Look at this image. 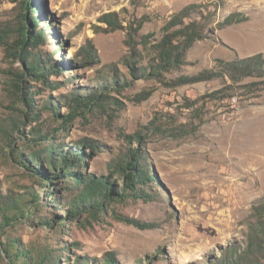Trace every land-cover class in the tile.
I'll return each mask as SVG.
<instances>
[{
    "label": "rangeland",
    "instance_id": "1",
    "mask_svg": "<svg viewBox=\"0 0 264 264\" xmlns=\"http://www.w3.org/2000/svg\"><path fill=\"white\" fill-rule=\"evenodd\" d=\"M27 4L30 10L22 0H0L1 189L34 184L31 174L6 154L8 124L24 113L26 129L35 124L30 107L11 87L17 71L25 68L11 53L20 46V25L28 36L38 32L34 45L25 41L22 46L30 54L38 52L48 68L47 85L22 77L44 129L58 127L51 111L42 110L45 101L58 100L57 112L67 114L78 109L71 108L72 93L99 91L108 96L102 108L78 114L57 131L56 141L64 149L82 139L97 145L89 154L85 149L81 168L111 185L119 183L113 180L117 174L108 171L129 147L143 152L155 177L137 185L148 198L109 201L100 211L85 210L66 224L59 238L71 252L61 262L71 263L73 254L101 262L112 252L117 264H224L230 254L244 252L251 229H264V76L189 78L252 56L264 63V0ZM190 21L202 27L203 35L177 68L161 69L158 77L132 75L126 62L131 67L155 63L158 42L180 22ZM181 76L186 82L177 81ZM135 133L140 139L130 144ZM59 187L56 194L72 193ZM40 234L31 229L24 239H39ZM261 254L253 258L262 263Z\"/></svg>",
    "mask_w": 264,
    "mask_h": 264
},
{
    "label": "trees",
    "instance_id": "2",
    "mask_svg": "<svg viewBox=\"0 0 264 264\" xmlns=\"http://www.w3.org/2000/svg\"><path fill=\"white\" fill-rule=\"evenodd\" d=\"M22 1L25 8L30 10L28 0ZM180 23L181 26L166 33L156 45L155 63L131 67V62H126V67L134 77H158L161 75V69L168 71L177 68L184 61L186 50L202 37L203 29L195 21ZM18 31L20 46L12 47L11 53L22 59L25 68L17 71L11 87L16 97L30 107L31 121H35V124L26 129L28 124L25 123V113L14 123L8 124L10 132L6 136V143L9 150L6 154L21 164L29 176L31 174L34 184L23 190L11 189L6 192L1 189L0 184V264H63L60 257L67 260L71 252L69 244L66 242L62 245V240L59 238L66 224L74 221L85 210L90 211L91 214L100 211L103 205L109 204V201H120L127 197L148 198V193L137 185L154 181L155 177L148 170L146 158L142 156L143 152L131 147L125 152L124 158L114 163L108 171L117 174L113 180L119 184L114 181L111 185L107 178H98L93 173L82 170L81 160L90 152L96 151L98 146L82 139L74 142L75 146L72 148L64 149L61 143L56 141L55 135L78 114L85 115L95 108H102L108 96L99 94V91L85 94L76 91L71 94L70 100L71 108L78 109L67 114L57 112L58 100L54 103L51 100L45 101L42 110L45 108L51 111V117L58 122V127L44 129V124L40 120V109L33 108L30 90L23 81L30 75L32 80H39L42 81L41 84L47 85L48 68L46 64L43 65L44 61L41 60L39 53L30 54L28 48L22 46L25 41L34 45L39 39V34L34 32L28 36L27 29L23 25H20ZM30 55L32 58H28ZM49 65L55 72L61 69L52 63ZM218 73L232 79L252 75L264 76V63L259 56L233 60L223 63L218 72L203 70L189 79L192 82L209 80ZM185 77L181 76L177 81L184 83L186 81L183 79H187ZM118 83L114 81V85ZM130 138L132 140L128 141L131 144L133 140L139 141L140 136L135 133ZM85 149H88V154L85 153ZM58 186L61 190L72 193L65 196L56 194ZM31 229L40 232L41 236L39 239L26 241L24 234ZM259 252L263 253L261 255L264 258V229L253 228L245 251L241 254L236 252L230 254L225 258L224 264H264V260L261 263L253 258ZM73 255L75 258H72L73 261L68 264H117L112 252H106L101 262Z\"/></svg>",
    "mask_w": 264,
    "mask_h": 264
}]
</instances>
